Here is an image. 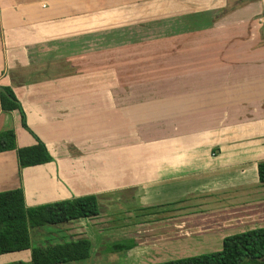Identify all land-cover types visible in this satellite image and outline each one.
Wrapping results in <instances>:
<instances>
[{"label": "crops", "instance_id": "obj_1", "mask_svg": "<svg viewBox=\"0 0 264 264\" xmlns=\"http://www.w3.org/2000/svg\"><path fill=\"white\" fill-rule=\"evenodd\" d=\"M234 1L0 0V86L52 157L19 169L1 152L0 191L21 188L28 207L95 195L97 216L51 235L94 255L133 242L113 253L123 264L264 227V0ZM7 129L36 142L0 109ZM161 187L182 193L159 200ZM18 261L30 251L0 255Z\"/></svg>", "mask_w": 264, "mask_h": 264}, {"label": "trees", "instance_id": "obj_2", "mask_svg": "<svg viewBox=\"0 0 264 264\" xmlns=\"http://www.w3.org/2000/svg\"><path fill=\"white\" fill-rule=\"evenodd\" d=\"M237 3L235 0L233 5ZM0 109L3 112H18L22 128L32 134L36 141L33 145L19 147L15 132L12 129L3 130L0 131V153L14 150L19 169L52 161L45 144L28 128L21 103L10 86H0ZM257 174L260 183L264 184V161L258 163ZM98 213L95 195L28 207L21 188L0 191V255L30 251L29 262L12 264H63L86 260L92 248L88 238L72 240L64 237L55 243H33L31 233L39 240L37 230L46 225L56 227L71 220L95 217ZM39 233L43 234L40 236L51 235L40 230ZM133 246V242L113 244L109 246V251L120 252ZM150 264H264V227L226 236L221 249L215 252Z\"/></svg>", "mask_w": 264, "mask_h": 264}, {"label": "rangeland", "instance_id": "obj_3", "mask_svg": "<svg viewBox=\"0 0 264 264\" xmlns=\"http://www.w3.org/2000/svg\"><path fill=\"white\" fill-rule=\"evenodd\" d=\"M160 195L159 196H154L156 199L159 200H163L164 198L166 199L167 197H170L172 195H176L177 193L180 194L182 193V191H177V193H174L170 190L169 187L165 188V187H161L160 188ZM203 211H199V213ZM200 213V214H202ZM205 213H207V211H205ZM54 226H50V225H46L43 227L44 231L47 233H56L58 234V232H56V229H54ZM43 235L41 233H39L37 231L36 236L40 237L39 240L38 238L34 237V235L31 233V237H32V242L33 243H37V242H43L45 243V241H50V242H57L59 239L53 237V235L47 234L45 236H40ZM40 242V243H41ZM111 244H105V249L106 251L102 254H96L94 255V252L91 253L90 257L86 260H80V261H74V262H68V263H63V264H123L121 259L117 257V255L111 253L110 250V246ZM200 253H196V252H190L187 253L186 255L188 256H193V255H199ZM203 254V253H202ZM133 264H141L140 262H131ZM143 263V262H142Z\"/></svg>", "mask_w": 264, "mask_h": 264}]
</instances>
